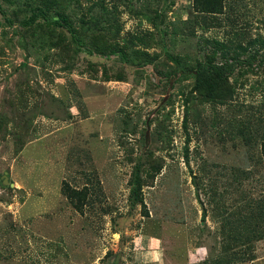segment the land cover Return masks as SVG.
Masks as SVG:
<instances>
[{
    "label": "rangeland",
    "instance_id": "rangeland-1",
    "mask_svg": "<svg viewBox=\"0 0 264 264\" xmlns=\"http://www.w3.org/2000/svg\"><path fill=\"white\" fill-rule=\"evenodd\" d=\"M40 1L0 3V264H212L222 254L227 213H247L245 193L264 195V166L248 159L260 143L248 154L234 136L242 123L264 120V60L247 62L264 53L251 46L264 41V0H226L218 16L197 12L193 0H122L130 6L121 3V36L153 34L157 44L148 51L161 60L139 74L128 69L124 81L115 78L119 65L104 61L110 82L63 71L54 50L36 48L31 35L8 24L17 8ZM139 11L152 20L133 15ZM166 53L183 68L244 60L230 81L233 99L187 103L193 81L163 75L173 67ZM152 158L165 166L155 186L143 189L146 215L130 205L129 181ZM245 167L252 180L240 184L233 173ZM89 179L99 182V196L94 209L79 213L61 186L81 189ZM251 254L253 262L238 264H264V240Z\"/></svg>",
    "mask_w": 264,
    "mask_h": 264
},
{
    "label": "trees",
    "instance_id": "trees-1",
    "mask_svg": "<svg viewBox=\"0 0 264 264\" xmlns=\"http://www.w3.org/2000/svg\"><path fill=\"white\" fill-rule=\"evenodd\" d=\"M85 1L87 3L92 2V4L85 6L82 0H41L37 5L26 2L24 7L17 8L15 19H9L8 24L10 26L18 24L20 29L22 28V32H27L25 38L31 35L36 48L44 47L47 48L48 52L54 50L55 53L52 54L53 63L63 66V71L71 74L75 70L79 74H87L89 80L95 82L114 81L104 61L114 60L113 62L119 65L115 77L118 81H124L123 79L127 77V70L130 68L139 74L146 66L156 67L160 64L161 56L158 53H149L148 51L149 48L153 47V44H157L153 34L150 36H131L130 38L121 36L123 24L119 21L120 7H122L121 3L125 6L126 1L111 0L114 3L112 7L107 2L110 0ZM225 2L226 0H193V6L201 14L218 16L224 13ZM0 3L1 5L6 3L10 6H16L17 3L23 4L22 0H0ZM126 5L127 7L130 6L129 3ZM58 7L61 9L60 11L56 10ZM0 9L3 10L2 6ZM54 10L55 13H53ZM20 13L22 14L21 17H19ZM56 13L55 17L53 14ZM133 15L152 20L148 14L142 11L133 13ZM25 38L20 34L18 42L21 44ZM256 44L264 47L263 40L255 39L251 42V46H256ZM139 45H142L146 51L136 49ZM166 54L165 59L173 67L171 71L165 74L163 72V75L172 83L175 80L191 79L193 81L189 95L186 97L187 103L192 104V106L200 104L199 106L202 107V104L213 102L224 106L233 99L230 81L235 76L238 66L244 64V60L239 57H225L222 62H216L214 58H210L204 62H198L195 67L183 68L182 61L177 56L171 53ZM257 57L264 60V53L262 55L257 53L255 59L248 60L250 67L254 65ZM84 60L87 62V67H82L79 64ZM260 64L262 65V63ZM26 67L27 63H22V68ZM99 74H101L100 77H98ZM181 76L182 78L187 77L180 79ZM188 116L185 118L186 123L189 119ZM195 119L196 116H194ZM252 121L242 123L239 129L235 130L234 136L242 137L248 147V154L253 144L260 143L259 155L257 157L250 155L248 159L257 163L260 162L264 166V120L260 118L259 125L252 123ZM164 166L165 160L162 158L155 160L152 158L146 164L141 165L139 163L136 165L129 181V203L133 208L140 205L145 214H149L143 189L144 187L155 186V180L161 174ZM246 168L237 169L236 172L234 170L233 174L240 184L252 180L253 173L249 167ZM88 181L90 185H85L81 189L73 187L67 181H63L61 186L62 195L79 213H84L85 208L94 209L95 198L99 196L97 192L99 187H96L99 182L93 184L91 179ZM0 186L3 187L2 181ZM7 189L12 190L10 186ZM243 197L248 201L245 206L247 213L242 215L239 209L227 213V216H235L236 219L229 218L227 221V216L224 217L226 220L223 221L222 231L224 239L222 254L224 255L221 254L212 264H238L255 260V255L247 256L246 253L253 252L254 242L264 240V195L253 199L245 193ZM102 210L104 209L102 208ZM203 262L210 264L208 258Z\"/></svg>",
    "mask_w": 264,
    "mask_h": 264
},
{
    "label": "water",
    "instance_id": "water-1",
    "mask_svg": "<svg viewBox=\"0 0 264 264\" xmlns=\"http://www.w3.org/2000/svg\"><path fill=\"white\" fill-rule=\"evenodd\" d=\"M7 183H8V180H7V178H6V182L4 183V185H7Z\"/></svg>",
    "mask_w": 264,
    "mask_h": 264
},
{
    "label": "clouds",
    "instance_id": "clouds-1",
    "mask_svg": "<svg viewBox=\"0 0 264 264\" xmlns=\"http://www.w3.org/2000/svg\"><path fill=\"white\" fill-rule=\"evenodd\" d=\"M7 178V180H8V177H6ZM6 178L4 179V182L6 181ZM9 185L11 186V184L9 183Z\"/></svg>",
    "mask_w": 264,
    "mask_h": 264
}]
</instances>
